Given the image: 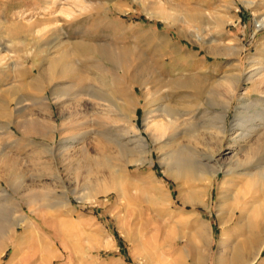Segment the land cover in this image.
I'll return each mask as SVG.
<instances>
[{"label":"rangeland","instance_id":"1","mask_svg":"<svg viewBox=\"0 0 264 264\" xmlns=\"http://www.w3.org/2000/svg\"><path fill=\"white\" fill-rule=\"evenodd\" d=\"M75 1L0 0V264H264V0ZM129 123L148 147L123 171ZM176 150L193 174L165 172Z\"/></svg>","mask_w":264,"mask_h":264},{"label":"bare ground","instance_id":"2","mask_svg":"<svg viewBox=\"0 0 264 264\" xmlns=\"http://www.w3.org/2000/svg\"><path fill=\"white\" fill-rule=\"evenodd\" d=\"M52 3H53V5H59L60 4V2H59V0H52ZM75 4H76V6L78 7V11L80 12V11H82V10H84L85 9V7H86V5H85V3L84 2H80V1H75ZM59 13H61V14H65V15H71L72 14V12L71 11H69V10H61ZM125 59V58H124ZM56 60V59H55ZM51 63V62H50ZM51 65H53L52 63H51ZM51 65H49L50 67H51ZM48 66V67H49ZM54 66V65H53ZM52 66V67H53ZM56 66V65H55ZM120 66V65H119ZM118 66V67H119ZM51 67V68H52ZM56 68V67H55ZM54 67H53V69H55ZM58 68V67H57ZM56 68V69H57ZM120 69L122 68V67H119ZM60 70V69H59ZM67 70V69H66ZM65 70V71H66ZM52 71V70H51ZM57 71V70H56ZM64 71V72H65ZM122 71H123V73H124V70L122 69ZM63 72V71H62ZM61 72V73H62ZM48 73V72H47ZM81 73V72H80ZM103 77H104V75H103ZM104 79H106V77L104 78ZM108 81V83L110 84V85H116V88H118V92L120 93V94H122L123 92H124V90H122V88H121V85H122V83H123V77L122 78H120L119 76H115V75H113L112 77H108V79H107ZM80 84V83H79ZM82 84V83H81ZM80 84V85H81ZM91 88H92V90H93V85H88V84H86V85H82V87H81V94H83L84 96L85 95H91V97H93L92 99H97V96L95 95V94H93L92 93V91H91ZM115 88V89H116ZM90 91H91V94H90ZM112 93L113 94H115L116 93V90H113L112 91ZM99 99H100V97H98ZM53 100V99H52ZM124 102L123 103H121L120 105H118V104H115V110L116 111H118V113L120 114V118H122V119H127L128 121L130 120V118H131V112H130V110L128 109V103H129V101H131L130 99H128L127 97H126V95H123V99H122ZM114 101V100H113ZM114 102H116V101H114ZM131 103V102H130ZM113 107V106H112ZM1 112V111H0ZM148 119V118H147ZM172 119V118H171ZM49 120V119H48ZM177 121V120H176ZM43 122V121H42ZM41 122V123H42ZM43 124V123H42ZM41 124V125H42ZM143 124V130L145 131V132H147L148 133V135H149V137L151 138V140L155 143V144H158L159 142H161L162 141V138L161 137H163V136H165L166 135V133H168L169 132V128L170 127H172V125H175V123L173 124V122L172 121H170V119H169V121L168 122H165V123H163V122H158V121H154L153 123H150V122H148V121H145L144 123H142ZM179 124V123H178ZM46 126H44V128H46V129H49V130H51L52 129V127H54L55 125L53 124V123H50V120H49V123L48 124H45ZM36 127H38V126H36ZM42 127V126H41ZM174 127V126H173ZM31 126H30V129L29 130H31ZM36 130V129H35ZM41 130V129H40ZM49 130H48V132H49ZM36 131H38V129L36 130ZM168 131V132H167ZM249 131V130H248ZM119 133L121 134V136L122 135H124V136H128V139H127V142L124 144V143H122L123 144V146L122 145H120V144H117V147H118V149L120 150V156L122 157V159H123V164H122V170L123 171H125V169L127 168V164H135V165H143L146 161H145V156H144V154H145V152H147L146 151V149H147V147H148V145H147V140L144 138V137H142L140 134H139V131H138V128H137V126L134 124V123H129V124H127L126 126H124L123 127V130H120L119 131ZM119 134V135H120ZM165 134V135H164ZM247 134V133H246ZM160 138H161V140H160ZM124 140V139H123ZM126 141V140H125ZM152 142V143H153ZM133 144V145H132ZM129 145H132L133 146V148H130V149H128V146ZM66 147V146H65ZM97 147V146H96ZM98 148V147H97ZM133 149H137V154H133L132 153V150ZM156 149H159L158 148V146L156 147ZM180 149V148H179ZM98 150H100L99 148H98ZM123 150H125V151H123ZM149 150V149H148ZM174 150V149H173ZM181 150V149H180ZM160 151V150H159ZM168 151V150H167ZM170 151V150H169ZM99 152V151H98ZM101 152V151H100ZM119 153V152H118ZM166 153V152H165ZM181 153V152H180ZM180 153H179V150L177 151H173V152H169V153H167V154H165V155H163V157H161L160 158V160H161V163L164 165V167H165V172H169V173H174L173 175L174 176H179V175H181V173H183V172H189V173H192V169L191 168H189V166L188 167H183L182 166V164H180V162H179V159L181 158V157H179L180 156ZM182 154V153H181ZM88 155H90V154H88L87 152H84V154H82V155H80V161H78L79 163H77V166H76V171L78 170V171H88V172H90V171H92L94 168H98V170L100 171V173H103L104 171H106L107 170V168L109 167V168H111L110 166H106V164H105V161H103L102 159H101V161L96 165V164H91L90 163V161H88V159H87V156ZM133 155V156H132ZM128 156H129V158H128ZM182 156V155H181ZM73 158V157H72ZM212 158L214 159V161L215 162H217L216 161V156L214 157L213 155H212ZM248 163L250 162V161H247ZM247 162H246V164H247ZM96 163V162H95ZM51 166V165H50ZM203 166H205L204 164H203ZM208 165H206V167H207ZM120 167V168H121ZM209 167V166H208ZM211 168H213L212 166H210ZM262 167V166H261ZM259 168L258 169V172H256V173H247L246 175V177H249V179H254V177H256V178H259V179H264V172H262V171H264V169L263 168ZM48 169H49V166L47 167ZM210 168V169H211ZM56 171H58V166H56ZM52 170V169H51ZM50 170V171H51ZM111 170V169H110ZM121 170V171H122ZM99 171H94V172H96V173H98ZM118 171H120L119 169H118ZM213 172H211L210 173V177L212 178L215 174H216V172H215V170H212ZM114 172V171H113ZM91 173V172H90ZM193 174V173H192ZM203 174H199L196 178L197 179H199L201 176H202ZM121 176V175H120ZM115 177V176H114ZM117 177V176H116ZM110 178V177H109ZM255 178V179H256ZM152 187V186H151ZM96 192H98V191H95V193ZM95 195V194H94ZM93 195V196H94ZM89 197L91 198L92 197V195H89ZM64 203L66 204L68 201H69V197H68V195L66 194V193H64ZM184 200V199H183ZM183 202H185V203H192V202H190V201H188L187 199L186 200H184ZM56 204H58V203H56ZM48 208H52V207H56V205L55 204H52V205H50V206H47ZM168 214H169V212H167ZM28 219V217L26 216V215H19V217H18V219L16 220V222L13 224V226L11 227V229L9 230V240H11V237H14V235H15V232H16V227H17V225H20L21 223H24V224H26L27 222H26V220ZM255 225V227H253V228H251L250 230H249V234H248V236L246 237V239H244L245 241L241 244V246H239L238 248H236L235 249V251H234V255H240L241 253H245L248 249H251V248H255V246H257L258 244H259V242H261V239H262V234H263V230H262V228H261V226L259 225V224H254ZM26 226V225H25ZM202 230L204 231V227L202 226ZM204 234V236H205V232L203 233ZM190 241V240H189ZM187 243V242H186ZM191 243V242H190ZM190 243H188V245L190 246V248H191V244ZM203 258V257H202ZM202 258H201V256H199L198 257V261L200 262L201 260H202ZM254 261V260H253ZM249 261L248 260H244V261H242V262H240L239 264H247ZM201 264H202V262H201Z\"/></svg>","mask_w":264,"mask_h":264}]
</instances>
